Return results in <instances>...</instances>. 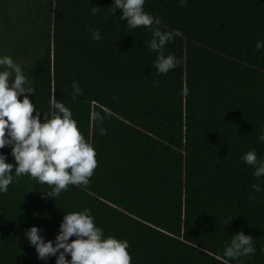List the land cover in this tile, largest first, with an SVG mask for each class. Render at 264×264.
<instances>
[{"label": "trees", "instance_id": "obj_1", "mask_svg": "<svg viewBox=\"0 0 264 264\" xmlns=\"http://www.w3.org/2000/svg\"><path fill=\"white\" fill-rule=\"evenodd\" d=\"M111 4L0 0V56L23 67L41 121L55 114L53 95L72 111L98 162L87 186L55 199L27 175L0 194V264H55L24 232L54 240L65 213L84 209L105 236L128 241L131 264H224L240 231L256 252L228 264H264V177L241 160L251 150L264 159V0H146L161 29L182 33L164 49L180 63L162 75L151 32L129 29Z\"/></svg>", "mask_w": 264, "mask_h": 264}, {"label": "clouds", "instance_id": "obj_2", "mask_svg": "<svg viewBox=\"0 0 264 264\" xmlns=\"http://www.w3.org/2000/svg\"><path fill=\"white\" fill-rule=\"evenodd\" d=\"M145 3L146 0H112V17L119 10V20H126L129 29L142 27L151 32L148 48L156 53L153 67L158 75L167 74L180 61L172 54L165 55L164 49L182 33L178 29H161V18L145 11ZM178 3L183 7L187 0H178ZM97 10L98 7H90L92 15H96ZM88 30L91 39H102L98 29ZM255 48L257 51L264 49V41H257ZM33 92L23 67L11 56H0V150L10 148L15 162H8L7 155L0 151V194L7 193L16 178L27 175L40 184H47L51 191L45 194L55 199L62 191H67L69 185L87 186L90 183L98 166L97 154L79 130L72 111L54 95L50 105L55 114L51 118L43 115L41 121V113L29 99L28 94ZM81 94L79 83L73 81L72 98ZM100 134L105 135L106 129L101 128ZM258 142L264 143V131ZM241 160L254 169L253 176L257 180L264 177V159H258L255 150L245 153ZM253 188L256 192L261 190L259 184ZM42 231L32 226L24 232L39 260L47 262L50 257H55V264H131L128 241L105 236L103 229L96 226L89 209L65 213L54 240L46 241ZM71 237L75 239L70 240ZM255 252L254 238L240 231L232 235L223 251L224 264L242 256H252ZM68 256L70 259H66Z\"/></svg>", "mask_w": 264, "mask_h": 264}]
</instances>
